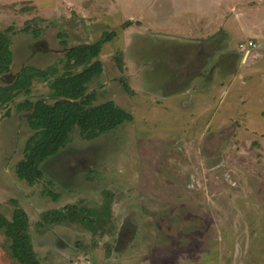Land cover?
Returning a JSON list of instances; mask_svg holds the SVG:
<instances>
[{
  "label": "rangeland",
  "instance_id": "obj_1",
  "mask_svg": "<svg viewBox=\"0 0 264 264\" xmlns=\"http://www.w3.org/2000/svg\"><path fill=\"white\" fill-rule=\"evenodd\" d=\"M8 29L0 88L28 67L62 75L71 48L116 34L88 92L133 118L93 141L75 130L32 187L19 106L54 103L49 83L0 107V213L26 211L40 264H264V0H0ZM70 206L93 226L44 224ZM10 244L0 232V264H19Z\"/></svg>",
  "mask_w": 264,
  "mask_h": 264
},
{
  "label": "trees",
  "instance_id": "obj_2",
  "mask_svg": "<svg viewBox=\"0 0 264 264\" xmlns=\"http://www.w3.org/2000/svg\"><path fill=\"white\" fill-rule=\"evenodd\" d=\"M125 26H130V23ZM11 32L12 29L0 32V76L8 74L13 64L12 42L8 35ZM115 35L107 33L94 44L71 48L66 53L67 63L62 75H57L54 69L42 71L28 67L9 87L0 88V107L12 102L18 93L29 94L35 80L49 83L52 92V104L39 100L27 101L19 106L20 111L29 112L28 123L35 132L28 139L24 158L16 168L18 178L28 185L34 187L43 179V165L68 146L75 130L80 131L84 140L93 141L133 120L131 114L112 101L94 106L97 95L88 92V85L103 73V64L99 60L102 48ZM126 90L129 91L127 87ZM82 214L85 213L76 206H70L65 210L45 213L43 220L44 224L81 221L92 227L94 219ZM30 228V219L25 210L17 207L11 219L0 213V232L10 240V256L19 264H40Z\"/></svg>",
  "mask_w": 264,
  "mask_h": 264
},
{
  "label": "crops",
  "instance_id": "obj_3",
  "mask_svg": "<svg viewBox=\"0 0 264 264\" xmlns=\"http://www.w3.org/2000/svg\"><path fill=\"white\" fill-rule=\"evenodd\" d=\"M254 43V42H253ZM256 46H258V44H256V43H254ZM264 44V43H263ZM250 53L252 54H254L256 51H257V49H255V48H250Z\"/></svg>",
  "mask_w": 264,
  "mask_h": 264
},
{
  "label": "built area",
  "instance_id": "obj_4",
  "mask_svg": "<svg viewBox=\"0 0 264 264\" xmlns=\"http://www.w3.org/2000/svg\"><path fill=\"white\" fill-rule=\"evenodd\" d=\"M243 47V46H242ZM249 48H256V45L253 42L249 43Z\"/></svg>",
  "mask_w": 264,
  "mask_h": 264
}]
</instances>
